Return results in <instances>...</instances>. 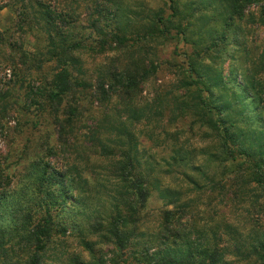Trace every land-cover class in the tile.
I'll return each instance as SVG.
<instances>
[{
    "label": "trees",
    "instance_id": "16d2710c",
    "mask_svg": "<svg viewBox=\"0 0 264 264\" xmlns=\"http://www.w3.org/2000/svg\"><path fill=\"white\" fill-rule=\"evenodd\" d=\"M100 1L91 0L93 12L87 26L78 21L79 0H4L0 3V11L8 7L14 15L11 26L0 30L2 61L6 67L18 71L11 81L16 78L20 84L25 83L27 76L41 74L48 68L50 73L44 83L35 87L29 85L26 94H32L31 100L40 106L37 108L41 116L51 117L58 150L65 152L81 134L97 147L105 177L116 183L110 215L104 222L98 216L89 217L87 236L79 230L80 244L87 258L77 254L68 264H105V259L95 254L96 243L90 240L91 235L99 236L97 240L111 248L110 264H233L229 261L230 255L236 256L242 264H264V218L251 219L250 216L252 227L244 234L230 228L231 223L226 222L225 235L211 225L206 235L205 230L195 224L190 204L186 200L180 202L179 193L167 199L160 212L158 237L153 243L141 244L144 210L155 181L151 180L150 171L142 168L130 141L132 136L127 134L123 123L114 125L111 121L108 124L84 119V108L79 107L82 91L91 87V96L96 100L106 101L115 96L130 111V116L137 119L138 116L132 114L136 110L131 107L137 91L160 68L159 63L149 57L150 51L155 54V49L151 50L150 46L147 50L144 46L183 39L190 44L192 52L179 66V93H159L157 99L166 102L164 109L170 113V122L187 120L188 132H193L194 126L204 129L213 146V151L208 152L209 165L212 161L215 166L230 168L227 174L233 176L218 181L208 176V183L231 194L230 198L250 200V206L263 213L264 83L259 76L264 74V51L254 67L247 66L241 81L232 66L225 74L223 62L224 55L234 57L227 51V44L230 36H237L238 32L245 60L255 55L257 47L246 40V30L241 23L264 26V0H208L207 3L206 0L200 3L168 0L167 10L163 7L149 9L146 17L140 19L145 21H141L139 27L124 15L117 0ZM61 2L65 3V8ZM204 6L208 7V21L211 18L216 24L208 31V40L202 37L200 29L196 32L193 29L194 17ZM254 6L259 7L258 16L250 10ZM35 32L38 46L29 52L24 48L25 37ZM195 35L198 40L191 39ZM95 54L108 57L109 64L92 86L79 75L82 57ZM200 57L207 59L208 65L198 60ZM11 96L10 90L0 91V119L14 109L8 101ZM235 103L239 106L233 107ZM164 109L155 108L154 117H162ZM121 135L129 138V143L122 144L116 138ZM49 151L56 153L53 147ZM174 152L173 162L197 168L189 149ZM1 168L0 165V264L11 263L13 249L26 253L22 264H43L57 233L64 236L69 226H75L66 224L67 215L63 214L75 201L67 195L63 176L51 170L48 163L39 161L32 167L31 184L44 193L43 201L35 210L24 211L15 206L13 209L6 187L8 181L5 182L7 177L2 175ZM182 175L190 177L186 171H182ZM161 196L168 197L166 193ZM51 210L61 213L63 222L57 221L59 214L54 215ZM39 211L43 215L35 218ZM7 219L10 224L3 226ZM16 238L18 243L13 242Z\"/></svg>",
    "mask_w": 264,
    "mask_h": 264
},
{
    "label": "rangeland",
    "instance_id": "374dc122",
    "mask_svg": "<svg viewBox=\"0 0 264 264\" xmlns=\"http://www.w3.org/2000/svg\"><path fill=\"white\" fill-rule=\"evenodd\" d=\"M3 1L0 0V3H4ZM190 1L200 3L202 0ZM100 2L105 3L106 1L101 0ZM117 2L129 21L134 22L135 27H139L145 21V19H140L146 17L149 9L163 7L167 10L169 4L168 0H117ZM207 2L208 0H206ZM79 3L78 21L87 26L90 13L93 12V5L91 0H79ZM60 4L64 5L65 8V3L62 4L61 2ZM250 10L256 16L259 15L258 6H254ZM13 19L14 15L8 7L1 10L0 30L10 27ZM194 19L193 29L195 32L200 29L202 37L208 40V31L216 27L211 18L208 21V7H202ZM241 25L246 30V40L257 47L255 55L245 60L239 43L241 36L238 32L237 36H239H230L227 44V51L230 55L234 54V57L230 59L224 55L223 62L225 74L229 73L232 66L233 69H236L235 75L240 81L247 66L254 67L258 56L264 51V26L242 23ZM37 36L38 34L35 32L33 34L28 33L25 37L24 48L27 51L32 52L34 47L38 46ZM191 39L198 40L196 35ZM147 45L149 46L146 47ZM147 45L144 46L145 49L150 50V46L151 50L155 49V54L150 51L149 57L159 63L160 68L155 75L144 81L137 91L134 105L131 106L136 110V113L132 114L137 115V119L130 116V111L117 101L115 96H111L106 101H98L91 96V87L82 91L81 95L77 94L82 99L79 107L86 110L85 112L83 109L84 119L101 120L102 123L105 121L108 124L111 121L114 125L119 123L125 125L127 134L132 136L130 141L136 149L142 168L149 170L151 180L155 181L156 186L151 188V194L144 210L141 244L153 243L158 237L160 212L165 208L167 199L173 197L175 193H179L177 196H180V202L186 200L190 204L195 224L199 229H204L206 235H208V225L225 235L226 222L231 223L232 227L230 228L234 227L244 234L252 227L250 218L256 216L264 218V212L259 213L257 209H253L250 206V200L242 201L241 199L230 198L231 194L229 196L219 186L212 187L208 183V176L216 178V181L223 179V177L226 179L228 176H233V174H227L230 168H222L218 164L215 166L212 161L209 165L208 152L213 151V146L208 142V136L204 129L199 130L194 126L193 132H188L189 122L187 120L170 122V113L164 109L166 102L157 99L159 93H179L177 89L178 70L179 66L184 64L191 55L190 44L181 38H176L167 42ZM5 48L9 50L6 45ZM2 53L0 52V91H11L12 96L8 101L14 108L0 119V165L2 166V175L7 177L5 182L8 181L6 187L13 202L11 205L13 209L15 206L16 208H23L24 211L25 209H36L39 202L43 201L44 193L39 187H34L31 184L32 167L39 161L48 163L51 170L53 168L63 176V184L65 190L68 191L67 195L73 197L72 199L75 201L74 205H69L68 211L63 213L67 215V218H64L65 221L67 220L66 224L74 223L75 226H69L64 236L57 233L55 243L51 245L52 249H49L52 253L47 252L43 264H68L70 258L77 254L87 258V253L80 244L81 233L88 235L87 220L89 217L98 216L104 222L105 218L110 215L113 208L111 197L115 194L114 185L116 183L105 177L102 169V158L98 155L97 147L90 144L81 134L65 152L58 150V144H55L56 135L51 117L47 114L41 116L37 108L40 106L31 100L32 94L30 93L29 96L26 94L30 86L35 87L39 83H44V78L50 73L48 72L49 69L46 68L45 72L41 74L33 73L30 77L27 76L25 83L22 84L16 78L11 81L12 75L18 71L15 68L11 69L5 66L2 61ZM198 60L208 65L207 59L200 57ZM108 64L109 58L104 55L83 56L79 77L93 86L98 76L104 73ZM74 73L76 74V72ZM259 77L264 83V74ZM229 87L230 84H228V95L231 93ZM232 89L238 90L237 88ZM168 97L167 99H169ZM36 99L38 100V97ZM238 106L237 103L235 106L233 105V107ZM161 107L164 109L163 116L154 117L153 110ZM80 125L83 129V123ZM80 131L82 130L80 129ZM116 138H119L122 144L129 143V138H125V135ZM52 147L56 149L54 154L49 151ZM180 148H187L191 151L196 169L173 162L171 156H174V151ZM182 171H186L190 177L183 176ZM161 193H166L168 197L163 198ZM68 203L70 204L69 200ZM255 211L258 212V215ZM51 213L59 214L56 220L62 221L61 213L55 212V210H51ZM41 215L43 213L39 211L35 218ZM9 224V219H7L2 225L7 226ZM241 236L245 237L244 235ZM98 237L96 235L90 236V240L96 243L94 246L95 254L103 257L105 264H110V258L113 256L111 248L106 245V242H99ZM14 241L18 243V238ZM10 254L12 256L10 264H22L27 257L25 252L21 253V250L17 249L10 251ZM231 260L233 264L239 262L238 258L233 255H230L229 261Z\"/></svg>",
    "mask_w": 264,
    "mask_h": 264
}]
</instances>
